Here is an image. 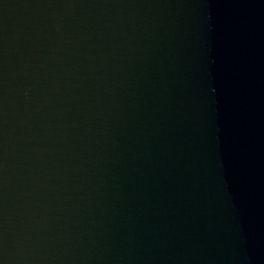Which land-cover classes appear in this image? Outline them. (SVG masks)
<instances>
[{"label":"water","instance_id":"obj_1","mask_svg":"<svg viewBox=\"0 0 264 264\" xmlns=\"http://www.w3.org/2000/svg\"><path fill=\"white\" fill-rule=\"evenodd\" d=\"M0 264H264V0H0Z\"/></svg>","mask_w":264,"mask_h":264}]
</instances>
